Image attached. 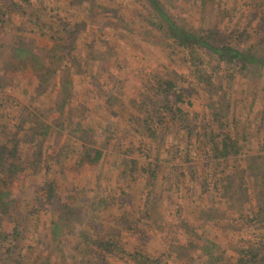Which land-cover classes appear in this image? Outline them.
Segmentation results:
<instances>
[{
	"label": "trees",
	"instance_id": "16d2710c",
	"mask_svg": "<svg viewBox=\"0 0 264 264\" xmlns=\"http://www.w3.org/2000/svg\"><path fill=\"white\" fill-rule=\"evenodd\" d=\"M144 1L147 8L143 19L147 21L150 31L153 30L156 36H162L169 42V46L185 58L191 68L195 67L199 78L209 88L215 87V81L213 75L207 76L202 72V65H205L203 54L208 60L207 64L212 66L213 73L224 66L230 67L232 75H238L243 81L264 75V0H247L241 8L236 3L238 9L231 7L227 0H190L189 4L202 10V14L198 13L201 17L199 26L189 29L160 0ZM21 3L22 5L13 2L5 5L4 9L7 14L11 11L24 18L27 15L30 19L43 13L41 9L35 8L33 0H21ZM220 17L228 19L230 24L223 25ZM35 19L39 21L31 19L30 25L36 27L41 35L47 36L54 44L50 56L41 57L33 52L34 46L28 44L25 37L10 36L11 18L0 21V38L4 36L12 40L11 43L0 42V264H85L81 259H76L79 253L77 250L81 247L82 250L87 248L92 253L95 259L93 264H104L109 258L134 264H161L162 258L154 259L147 250L140 248H147L146 242L138 241L134 247H129L125 242L130 235H139L142 238L147 233L139 225L143 219H151L153 211L157 209V199L160 197L158 188L161 186V159L157 157L156 160L139 161L127 158L126 154L118 157L121 162L115 166L119 170L120 183L124 182L128 189V183L142 180L145 188L141 192V199L146 208L143 211L138 208L136 212L126 210L114 216L108 214L110 205L116 207L119 203L120 206L123 204L130 207L123 188L118 185L115 191L117 194L111 195L115 188L106 186L101 190L97 186L90 191L88 187L86 189L77 186L76 192L80 195L73 202V199L69 201L61 192V189H65L63 187L66 182L57 180L56 176L60 171L55 170L53 165L54 161L56 165H60L61 160L57 157H45L42 142L50 138L51 131L57 130L53 124L45 122L44 111H48V108L43 110V107H39L41 115L32 112L29 118L22 117L26 115L25 110L30 105L37 103L36 99L43 98L48 91H53L50 88L53 78L75 58L73 53L77 49L76 30L71 27L70 21L62 22L61 19L50 18L43 21V16H36ZM234 20H238V24H233ZM76 61L80 63V58ZM32 66L37 68L34 70L37 80L32 85L27 84L24 90L27 101L31 104L18 102L14 105L16 100L4 94L7 82L16 80L21 71L25 73ZM104 71L107 72L106 69ZM160 75L152 74L145 80L142 79V85L160 104L151 105L138 115L129 113L127 119L158 147H164L168 139V127L162 126L177 124L189 139L195 138V141L204 145L205 158L214 168L223 166L225 171L238 160L239 155L244 154V146L255 145L254 139L264 137V86L259 92L253 90L250 98L241 97L239 93L240 115L244 116L242 123H238L242 127L241 131L235 133L230 129L235 122L234 118L231 119L232 123L227 119V116H232L231 101L225 107L218 102H211L208 106L211 114L206 115L208 126L199 131L190 120L191 113L184 108L186 104H191L187 95L189 91L184 87L185 80L178 79L177 76ZM251 81L252 79L249 82ZM249 82L245 83L248 85ZM70 85L71 81L61 86V94L55 101L54 107H57L61 117L73 102L69 95ZM29 88L32 89L31 95L28 94ZM242 91L245 94V90ZM108 105L116 106L117 103L110 99ZM14 106L21 109V115L12 112ZM225 111L229 113L226 114ZM67 122L69 120L64 119L57 125L67 130ZM102 125L101 123L99 127V131H102L99 139L103 138L105 143L99 142L96 131L91 133L90 126H87L89 131H85L81 128L82 124L76 125L72 131L77 134L68 131L73 138L78 136V140L87 137L89 144L64 148L61 153L65 155V160L74 157L77 166L86 171L96 170L105 154L103 148L118 138L114 135L118 133L115 125L109 124L107 128ZM216 125L217 128H214ZM75 143L76 141L73 144ZM99 144L103 148H97ZM253 147L257 149H250L253 156H249V166L242 170L237 168L235 173L232 170L228 174L217 171V180L221 184L215 185H221L218 187L222 189V195L227 202L228 197H234L233 209L238 214V219L244 222L241 224L242 228L252 224L253 233L259 234V239L256 237L257 242L241 252L234 264H264V138L261 145L256 144ZM223 175L224 181L221 180ZM24 181L29 184L23 189L19 186L16 188L17 183L22 186L20 182ZM175 181L178 184L181 182L179 179ZM167 182L168 180H164L165 184ZM208 188L205 179L200 188L201 194L205 195ZM28 190L33 192L31 197L26 196ZM119 190L124 192L120 194ZM191 190L195 191L192 186ZM115 200L118 202L115 203ZM212 209L213 206L205 205L198 213L197 224L186 231L189 237L200 239L199 246L204 253L210 255V264H216L221 259L213 258L208 252L210 247L202 242L203 237H206L205 232L215 228L216 218ZM31 229L36 237L33 246H29L27 242ZM37 244L47 249L44 256H33L32 252ZM199 246L188 249L194 250ZM90 252L86 254L88 258Z\"/></svg>",
	"mask_w": 264,
	"mask_h": 264
},
{
	"label": "rangeland",
	"instance_id": "374dc122",
	"mask_svg": "<svg viewBox=\"0 0 264 264\" xmlns=\"http://www.w3.org/2000/svg\"><path fill=\"white\" fill-rule=\"evenodd\" d=\"M160 1L187 29L199 26L201 17L198 13L202 14V10L191 6L190 0ZM227 1L233 8H237L236 3L241 8L247 0ZM13 2L22 5L21 0H0V21L6 20L7 17L11 18L10 36L25 37L28 44L34 46L33 52L35 51L41 57L52 55L54 44L47 36L41 35L36 27L30 25L31 19L36 21V16H43V21L49 20V18L61 19L62 22L70 21L71 27L76 30L77 49L73 53L75 58L53 78L50 86L53 89L52 92L48 91L43 98L36 99L37 103L35 102L33 105L28 103L24 90L27 88V84L32 85L35 83V79L37 80L36 71H34L37 68L33 66L29 67L25 73L21 71L16 80L8 81L4 90V94H8L16 100L14 105L18 102L30 105L27 110L23 109L26 114L22 116L24 118H29L32 112L41 115L39 107H43V110L48 108V111H44L45 122H50L57 130L51 131L50 138H46L42 143L45 157L54 159L57 157L61 160L60 165H56V161L52 164L55 170L60 171L56 176L57 180L66 182L63 187L65 189H61L65 197L69 201L73 199L71 201L73 202L77 195H80L76 192L77 186L86 189L88 187L90 191H93L97 186H100L101 190L107 186L110 189L115 188L110 193L114 195L117 194L115 191L119 185L126 192L130 207L123 206V204L120 206L115 200L117 206L110 205L108 214L118 216L126 210L136 212L138 208L143 211L146 208L142 203L143 199H141V192H144L145 188L143 181L139 179L136 182H130L128 183L130 188L127 189L124 182L120 183L119 170L115 165L121 162L119 158L123 154H126L127 158H135L139 161L156 160L158 157L161 159L162 167L161 182L159 183L161 186L157 187L160 194L157 199V209L153 211L151 219L147 221L143 219L144 221L140 222L139 228L147 232L145 236L141 238L139 235H130L126 237L125 242L129 247H134L138 241L146 242L147 248H140L147 250L154 259L162 258L161 264H210L211 261L208 258L210 255L204 253L199 246L200 239L195 236L189 237L187 231L191 229L192 225L197 224L198 213L205 205L213 206L212 210H214L213 214L216 218L215 228L205 232L206 237H203L202 242L210 247L208 252L213 258L221 259L216 264L236 263L241 252L257 242L259 234L253 233L252 224L242 228L241 224L244 222L238 219V214L233 209L234 197H228L227 202L222 195V189L218 187L221 185H215L216 183L221 184L217 180V171H224L223 166H220L219 169L214 168L212 163L205 158L204 145L195 141V138L189 139L181 126L177 124L162 126L168 127L166 130L168 139L167 144L160 148L147 139L127 119L129 113L138 115L140 112H145L147 107L160 104L142 85V79L145 80L152 74H162L160 76H177L176 78L185 80L184 87L189 91L187 95L191 104H186L184 108L191 113L190 120L198 127L199 131L208 126L206 115L211 114L210 108H208L211 102H218L220 106L225 107L227 102L231 101L233 117L227 116V119H230L232 123L231 119L234 118L235 122L232 123L230 129L238 133L242 129L238 123H242L244 120V116L240 115L239 93L241 97L250 98V93L252 94L253 90L259 92L264 86V75L257 79L251 78L252 81L249 82L251 79L243 81L238 75L233 76L230 67L229 69L221 66L213 73L212 66L207 64L208 60L203 54L205 65H202V72L207 76L213 75L215 81V87L209 88L199 78L195 67L191 68L185 58L169 46L167 40L162 36H156L153 30L150 31V27L146 24L147 21L143 19L147 8L145 5L147 3L144 0H33L35 8L41 9L43 13L36 14L31 19L27 15L24 18L15 12L11 13V11L7 14L4 7ZM238 19L241 20L240 17ZM220 20L225 26L230 24L226 18L220 17ZM35 21L33 23L39 20ZM232 23L238 24V20H234ZM4 41L11 43L12 40L2 36L0 42L4 43ZM4 57L8 56L4 55ZM79 58L80 63L76 61ZM104 69L107 70L106 73ZM70 81L71 93L69 95L72 96L73 102L61 117V113L54 105L57 96L61 94V86ZM245 82H249V84L247 85ZM242 90H245V94L242 93ZM30 92L32 93V89L29 88V95H31ZM110 99H114L117 105L110 107L108 105ZM11 110L21 115L19 107L14 106ZM64 119L69 120L67 130L66 128L61 129L57 125ZM101 123L102 127L106 125V128L109 124L115 125L118 133L116 132L114 135L118 138L112 140L107 147H99L100 144L96 146L103 148L105 152L99 167L96 170L86 171L75 164L74 157L66 161L61 150L69 148L71 145L89 144L87 137L78 140V136L73 135L75 137L73 138L72 134H68V131L74 132L72 129L78 124H82L83 130L89 131L87 126H90L91 133L96 131L99 139L102 132L99 131ZM214 128H217V125ZM263 138L254 139L255 145L244 146V154L239 155L238 160L230 164V169L224 172L228 174V171L232 170L235 173L237 168L242 170L245 166H249L251 158L249 156H253L251 150L256 151L257 147L253 146L261 145ZM99 140V142L105 143L103 138ZM74 141H76L75 144H73ZM176 179L181 182L178 184ZM205 179H207L209 188L205 195H202L200 188ZM164 180H168L169 183L165 184ZM182 180L185 181L182 182ZM221 180H225L224 175ZM184 182L186 184H183ZM20 184L23 185L20 186L17 183L16 188L19 186L20 189H23L29 183L24 181ZM191 186L194 188V192L191 190ZM124 191L119 190L118 193ZM32 193L28 190L26 196L31 197ZM137 199L138 201H136ZM255 229L258 231L257 227ZM190 232L193 233L192 230ZM35 238L31 229L27 238L29 246H33ZM71 245L73 247V244ZM195 245L199 247L194 250L188 249H192L191 246ZM44 248L43 245L37 244L32 252L33 256L45 253L47 249ZM82 248L77 250L79 253L76 255V259H81L85 264H93L95 259H93L92 253L89 249L82 250ZM38 251L39 253H37ZM89 252L90 258L86 256ZM85 258L87 260L84 261ZM104 264L134 263L109 258Z\"/></svg>",
	"mask_w": 264,
	"mask_h": 264
}]
</instances>
